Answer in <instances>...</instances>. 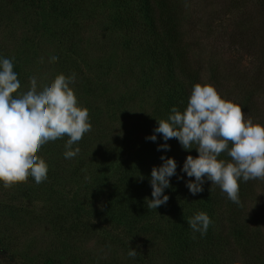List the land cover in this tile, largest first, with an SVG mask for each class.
<instances>
[{"label": "rangeland", "instance_id": "obj_1", "mask_svg": "<svg viewBox=\"0 0 264 264\" xmlns=\"http://www.w3.org/2000/svg\"><path fill=\"white\" fill-rule=\"evenodd\" d=\"M61 1L65 4L72 2L78 7L79 14L70 16L74 24L54 18L46 19L44 24L43 20L37 19L44 14L42 8L38 14L34 11L28 13L26 0H0V56L13 60V70L21 84L19 91H27L31 77L37 79L39 87L57 74L68 76L74 73L76 80L71 87L78 104L87 108L90 115L95 114L98 120L93 123L105 129V136L98 138L101 142L96 146H90L88 140L83 143L87 145L83 147L85 150L81 149L79 142L74 144L73 148L78 146L80 152L72 159L64 158L63 147L52 150L54 141L43 145L37 153L48 164V172L57 173L59 181L54 184L57 191H63L62 187L66 186L72 191L77 190V201L90 217L87 222L82 220L88 231L78 227L74 217L67 216L64 220L59 216L57 219V207L55 210L48 207L47 196L43 201H32L24 188L31 185L29 177L9 188L0 185V264H169L168 243L160 234H166L176 219L169 199L152 210L154 219L148 225L152 234L154 230L158 232L156 237L137 232L132 235L122 228L107 229L103 222L96 220L101 219L97 212L102 211L109 192L107 184L113 180L112 169L100 173L104 151L114 145L117 147L123 139L120 150H125L126 142L136 149H145L151 142L145 138L154 134L153 130L158 126L156 120L163 119L164 111L155 109L156 103L149 97L150 84L145 85L142 77H139V84L133 82V74L141 76L139 61L142 56L136 42L132 39L129 43L132 47L125 46L122 39L130 36L126 37L123 31L113 27L112 0ZM174 1L183 10L182 19H186L182 29L184 43L200 63L198 68L202 79L212 75L216 62L234 56L231 59L234 62L232 72L242 79L240 75L247 74L253 59L246 53L232 52L227 46L225 33L240 21L239 14L244 17L253 10L255 5L251 4L256 0L239 4L237 11H232L236 13L235 18L228 15L226 20L222 18L223 9L220 7L224 0ZM68 43L80 47L81 58L67 50ZM234 76L223 78L220 87L209 84L222 98L237 103L246 116L264 125V87L254 95L253 88L246 81L240 82ZM125 77L132 79L133 84L128 88L127 82L123 84ZM67 139L65 136L62 140ZM127 158L124 154L122 161L131 160ZM207 184L215 189L210 181ZM249 185L254 194L244 199L241 222L260 232L264 239V179L249 180ZM147 191L146 197L150 200V186ZM54 202L57 206L61 204L59 198ZM62 231L70 234L66 238H73L74 242L61 245ZM128 242L129 247L138 252L135 259L127 257Z\"/></svg>", "mask_w": 264, "mask_h": 264}, {"label": "trees", "instance_id": "obj_2", "mask_svg": "<svg viewBox=\"0 0 264 264\" xmlns=\"http://www.w3.org/2000/svg\"><path fill=\"white\" fill-rule=\"evenodd\" d=\"M26 2L28 13L34 11L38 14L39 9H43L44 14L39 15L37 19L43 20L44 24L46 19L51 18L60 20L59 22L68 20L74 24L70 16L79 14L78 7L72 2L69 4L61 0H26ZM112 3L113 27L123 31L126 37L130 36L128 39L123 38L122 42L125 41V46L132 47L129 43L133 39L142 56L139 61L141 76L133 74V82L139 84L141 80L139 77H142L145 85L150 84L149 97L155 101V109L164 111L163 119H167L171 114L170 109L173 106L183 111L193 84L215 83L220 87L224 82L223 78L234 76L235 72H232L234 62L231 59L235 56L221 63L216 62L212 68V75L205 80L202 79L198 68L200 63L188 49L187 43H184L182 29L186 19H182L183 10L176 1L112 0ZM247 3L248 0H224V3L220 4L223 9L224 17L222 18L226 20L225 17L228 15L235 18L236 13L232 11L236 12L239 4ZM251 5H255L253 10L244 17H240L238 13L240 21L233 24L225 34L227 46L232 52L246 53L252 57L253 71L251 72L250 66L247 74L240 75L241 73L238 72L242 79L234 77L240 82L246 81L256 95L264 87V0H256ZM213 15L215 16L214 13ZM51 24L53 25L52 22ZM191 27L194 25L192 24ZM66 45L67 50H70L77 58H81L80 47L71 43ZM126 77L123 84L127 82L128 88L133 83L132 79H126ZM246 107L249 112L248 105ZM97 120L98 117L95 114H89L92 127L91 131L85 133L79 141L81 149L85 150L84 148L87 147L83 145L85 141L88 140L90 146L92 144L96 146L101 142L98 138L105 136V129L94 124ZM155 135L156 141H151L145 149L141 147L136 149L134 145L130 146L126 142L125 150H120L125 141L123 139L117 147L114 145L104 151L100 162V173L105 174L112 169L113 180L110 179L107 184L109 192L104 200V207L102 211L97 212L101 219L96 220L103 222L107 229L122 228L132 235H134L133 232H137L156 237L158 232L154 230L152 234L151 227L148 225L149 221L154 219L153 209L146 207L144 198L150 186L146 179L150 180L152 167L161 165L160 157L163 155L166 158H173L177 165V175L170 178V187L164 190L169 197V203L174 208L173 214L176 219L166 234L160 233L163 235L162 240L168 243L169 264H264L263 237L259 235L260 232L252 230L248 224L241 222L244 199L254 194L249 181L239 182V205L228 200L216 185L215 189L208 186L207 180L202 185L203 191L192 195L185 186V181L194 178L186 177L180 169L187 156L197 157L198 153L194 149L196 146L193 145V149L186 151L175 138L165 142L161 134L155 133ZM62 139L54 141L52 150L64 148L66 140ZM163 143L169 145V150L157 151V146ZM124 154H127L126 160H131L126 163L122 161ZM218 159L230 160L226 152H222ZM141 176L143 179L139 178ZM178 176L182 178L178 179ZM47 177L46 181L36 184L29 176L31 185L24 187L27 190L26 194L32 201H43L47 196L48 207H53L51 210L57 207L55 210L57 219L63 217L66 220L67 216L74 217L73 220L77 222L78 227L87 232L88 226L82 220L87 222L90 217L83 212L85 208L77 201V190L72 191L66 186L64 189L62 187L63 191H57L54 188V184L59 181L57 173L49 171ZM56 198H59L60 206L54 202ZM263 205L264 202L262 203L264 211ZM200 211L207 213L211 219V224L203 236L200 233L194 234L187 223L190 217ZM68 235L70 234L62 231L61 245L66 246L74 242L73 238H66Z\"/></svg>", "mask_w": 264, "mask_h": 264}, {"label": "clouds", "instance_id": "obj_3", "mask_svg": "<svg viewBox=\"0 0 264 264\" xmlns=\"http://www.w3.org/2000/svg\"><path fill=\"white\" fill-rule=\"evenodd\" d=\"M13 68L12 59L0 56V185L4 188L29 176L36 184L46 181L48 164L37 155L41 147L67 136L63 156L72 159L80 152L73 145L92 127L87 108L78 104L71 87L76 80L74 73L57 74L39 87L37 79L31 77L27 91H19L21 84ZM170 112L167 119L156 120L154 134L145 139L155 142V133H159L165 142L175 138L186 151L195 145L197 157L187 156L180 169L186 177L194 178L185 181L189 193L203 191L207 180L239 205V182L264 179V125L246 116L237 103L222 98L207 83L193 84L183 111L173 106ZM161 150L168 151L169 145H158L157 151ZM222 152L230 160L218 159ZM160 160L161 165L150 172L151 199L144 198L146 207L153 210L166 204L169 197L164 190L177 175L173 158L162 155ZM187 223L194 234L203 236L211 219L200 211ZM137 255L128 242L127 257L135 259Z\"/></svg>", "mask_w": 264, "mask_h": 264}]
</instances>
